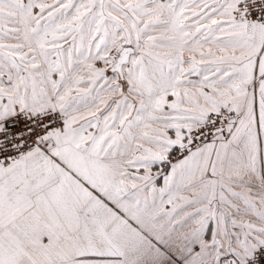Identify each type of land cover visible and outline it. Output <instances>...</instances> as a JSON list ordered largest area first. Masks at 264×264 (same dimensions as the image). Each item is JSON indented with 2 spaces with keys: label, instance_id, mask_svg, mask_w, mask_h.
<instances>
[{
  "label": "snow or ice",
  "instance_id": "6c2138e0",
  "mask_svg": "<svg viewBox=\"0 0 264 264\" xmlns=\"http://www.w3.org/2000/svg\"><path fill=\"white\" fill-rule=\"evenodd\" d=\"M0 264H264V0H0Z\"/></svg>",
  "mask_w": 264,
  "mask_h": 264
}]
</instances>
